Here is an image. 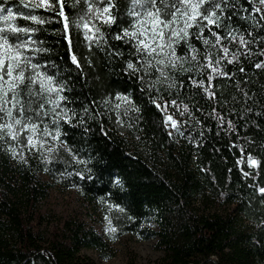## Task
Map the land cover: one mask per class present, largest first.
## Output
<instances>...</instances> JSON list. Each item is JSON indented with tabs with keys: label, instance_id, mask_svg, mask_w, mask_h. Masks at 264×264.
<instances>
[{
	"label": "trees",
	"instance_id": "1",
	"mask_svg": "<svg viewBox=\"0 0 264 264\" xmlns=\"http://www.w3.org/2000/svg\"><path fill=\"white\" fill-rule=\"evenodd\" d=\"M226 2L223 12L217 10L221 26H210L220 42L208 27L201 33L193 26L175 43L179 67L164 76L154 74L145 53L124 36L125 28L132 29V0H111L115 20H95L93 40L81 28L72 32L81 67L71 61L59 4L55 11L21 7L51 18L43 25L20 17L16 23L40 29L32 35L48 51L33 62L63 83L66 99L57 107L47 103V93L29 95L21 86L18 99L26 108L30 100L32 109L44 104L41 115L26 116L50 142L46 154L21 158L8 129L0 128V264H95L83 250L109 259V243L124 236L156 240L162 256L151 264H264V68L255 67L264 61V19L251 11L249 0ZM86 10L84 0H65L70 18ZM206 57L213 66L219 60L228 76L212 73ZM129 61L134 69L127 68ZM31 87L39 91L38 83ZM205 88L215 95L210 98ZM165 115L177 120L179 132L165 124ZM13 116L26 120L19 106ZM9 122L0 112V125ZM53 188L73 190L88 211H101L111 233L104 237L82 211L59 215L46 209ZM127 264H137L132 253Z\"/></svg>",
	"mask_w": 264,
	"mask_h": 264
},
{
	"label": "snow or ice",
	"instance_id": "2",
	"mask_svg": "<svg viewBox=\"0 0 264 264\" xmlns=\"http://www.w3.org/2000/svg\"><path fill=\"white\" fill-rule=\"evenodd\" d=\"M79 2V0H77ZM253 4L251 11L260 14V17L264 19V7H257L253 0H249ZM256 2L264 6V0H256ZM87 4V10L82 11L81 14L69 17L65 12V0H19V6L16 5L15 0H13L11 6H9V0H4L0 3V21L4 24L0 26V112L6 113L9 122L0 125V128L6 127L8 129V134L13 140L18 139L19 132H14V125H19L20 130L24 131L29 129L35 134L37 130L36 123L32 122L33 117L31 115L26 116V112L35 111L36 115H41V110L44 108V104L41 103L38 108L32 109L31 104L33 101L28 102L27 108L18 99L21 92V86L27 87V92L29 95L43 96L47 93V103L56 105L59 107L60 101L66 99L60 93L64 90V85L62 82H58L55 77L48 75L41 71V65L39 63L33 62L32 57L34 55L45 53L48 50L44 48L43 42L34 39L32 34L40 31L39 28H33L31 26H20L16 23L18 17L23 18L25 21H34L37 24H46L49 17H40L33 15L31 11L25 12L23 9H37L44 8L45 10L55 11L54 5L59 4L58 17L63 21V32L64 38L68 41L69 50L71 51V61L77 67H81L78 56L75 52V45L72 40V32L74 30L80 29L81 27L85 30L84 35L86 39L93 40L94 35H89V33L99 31V28L94 23L95 20H99L103 24H112L115 17L111 14L110 9L114 7L111 0H84ZM75 6V5H73ZM139 8V11H134L130 9V15L137 18V23L139 24L138 30L129 31L128 28L124 29V36H131V38L137 40V50L141 49L147 50L150 54L156 53L157 57L162 53L165 57L164 59H157V64L167 66L168 62H171L175 66V59H181L176 57L175 48L173 44L181 39H184L190 35L189 29L196 26L203 33L205 27H208L212 35L216 37V43L218 44L223 38L221 35L215 31H212V25L220 27V17L217 15V10L223 12L224 8L228 7L226 0H132V8ZM14 8L16 9L14 11ZM202 21H207L205 25ZM182 24V26H181ZM170 33V35H166ZM231 35V33H229ZM140 37H144L141 39ZM175 38V39H173ZM204 44H208L210 41L207 37H202ZM116 39H122L121 36L117 35ZM241 44H245L243 37H241ZM192 52L195 53L196 49L189 45ZM225 54L228 53V48H223ZM264 54V53H262ZM175 58V59H172ZM193 60L196 56L193 55ZM209 60L207 65L211 68V72L215 73L217 76L227 77L228 73L223 71L219 66V60L215 62L216 66L210 60V57H206ZM235 59L233 56L229 63H232ZM204 67L203 65L201 66ZM256 68H264V61L257 63ZM128 69H134V64L129 61L127 64ZM161 74L164 73V69H158ZM241 72L244 71L243 68L240 69ZM213 80V75H208V82L211 86ZM39 84V91L33 92L32 85ZM199 83L203 85L205 82L203 80L196 81L193 80V84ZM204 91L211 98L215 94L205 88ZM9 93H11V98L9 99ZM55 94V95H53ZM116 99L121 102L128 101V97L117 94ZM11 103L12 107H7ZM153 103H156L154 100ZM175 100L172 104L175 105ZM19 106L20 117H25L26 120L17 118L13 116V108ZM157 108L161 106L156 103ZM117 108L120 107L119 104L116 105ZM167 105L162 108V111H166ZM185 111H188V106H184ZM54 111V109H53ZM45 111L43 115H47ZM59 115V113H57ZM183 115V113H181ZM164 122L166 125L170 124L173 129L179 132L178 122L173 118L172 115H165ZM223 123V118L220 119ZM230 128L234 127L232 121H228ZM47 132V128H45ZM183 135V133H180ZM59 137V130H57V136ZM28 144L33 145V136H28ZM11 154L15 157V149H11ZM242 161H238L240 163ZM81 163H87L82 161ZM248 163L251 166H256L258 161L251 156L248 158ZM77 175L82 173L77 172ZM245 177L251 175L249 172H244ZM83 178V177H82ZM90 178V177H89ZM259 192L264 194V187L259 188Z\"/></svg>",
	"mask_w": 264,
	"mask_h": 264
},
{
	"label": "rangeland",
	"instance_id": "3",
	"mask_svg": "<svg viewBox=\"0 0 264 264\" xmlns=\"http://www.w3.org/2000/svg\"><path fill=\"white\" fill-rule=\"evenodd\" d=\"M98 1V0H97ZM134 11H139V8H131ZM133 17L132 30H138L139 24L137 23V18ZM4 24L3 21L0 22V26ZM182 26V24H181ZM81 31L84 33L85 30L81 27ZM130 31V32H131ZM90 35V33H89ZM170 35V33H166ZM131 37V36H130ZM143 39L144 37H140ZM175 39V38H173ZM136 43L137 40L133 39ZM175 43L173 47L175 48ZM148 58V65L154 69V74L159 76L162 75L158 70L160 68L164 69V73L167 72L169 68L175 69L180 65V59H175V66L171 62L167 63V66L157 64V59H164L165 57L161 53L157 57L156 53H149L147 50L141 49ZM176 57H180V53L177 48H175ZM181 58V57H180ZM170 128L171 125H170ZM20 127L13 128L14 132H19L18 139L14 140L16 142V151L21 158H24L26 155L40 153L46 154L50 148V142L42 138L41 133L36 130L35 134L29 129L24 131H19ZM33 136V145L28 144V136ZM43 176V175H42ZM45 208L51 212H55L59 215H67L74 211H82L85 215V220L90 221L96 227V229L104 236L107 237L111 233L108 222L105 219V216L101 211H88L87 208L81 205V200L78 195L73 190H59L53 188L50 193V197L45 204ZM153 228V224L149 225ZM109 241V240H108ZM110 242V241H109ZM110 249H112V256L109 259L100 258L99 254L93 250H83L82 254L89 257L95 264H127L128 254L132 253L136 259L137 264H151L152 262L158 260L162 256V252L156 247V240L151 239L149 241H139L133 239L129 236L121 237L113 242L109 243Z\"/></svg>",
	"mask_w": 264,
	"mask_h": 264
},
{
	"label": "water",
	"instance_id": "4",
	"mask_svg": "<svg viewBox=\"0 0 264 264\" xmlns=\"http://www.w3.org/2000/svg\"><path fill=\"white\" fill-rule=\"evenodd\" d=\"M208 262L211 264H217V262L215 260H208Z\"/></svg>",
	"mask_w": 264,
	"mask_h": 264
}]
</instances>
